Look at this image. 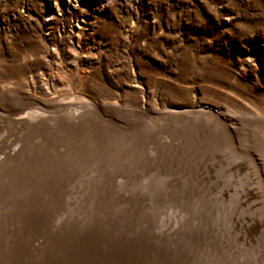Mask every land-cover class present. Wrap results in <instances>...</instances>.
Returning a JSON list of instances; mask_svg holds the SVG:
<instances>
[{"label": "rangeland", "instance_id": "1", "mask_svg": "<svg viewBox=\"0 0 264 264\" xmlns=\"http://www.w3.org/2000/svg\"><path fill=\"white\" fill-rule=\"evenodd\" d=\"M0 264H264V0H0Z\"/></svg>", "mask_w": 264, "mask_h": 264}]
</instances>
